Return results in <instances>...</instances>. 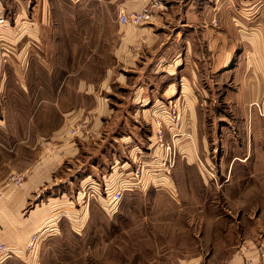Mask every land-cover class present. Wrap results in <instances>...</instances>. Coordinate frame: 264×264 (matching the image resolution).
I'll return each instance as SVG.
<instances>
[{
	"label": "crops",
	"instance_id": "0c3cea01",
	"mask_svg": "<svg viewBox=\"0 0 264 264\" xmlns=\"http://www.w3.org/2000/svg\"><path fill=\"white\" fill-rule=\"evenodd\" d=\"M103 1L113 3L112 15L117 21L120 10L139 9L145 0ZM163 1L165 9L153 18V23L135 26L117 21L118 25L113 26L115 41L109 51L111 62L102 76L77 78L74 77L77 72L59 75L50 69L43 76L33 72L36 58L45 56H38L37 48L43 49L40 31L50 0H5V3L0 0V4L12 11L8 27L0 30L2 39L14 49L0 70V240L18 246L43 222H49L48 218L52 219L51 225L41 228L46 227V232L61 227L64 218L70 224L86 220L79 200L82 192L74 197L70 193L74 191V180L66 181L64 176L76 166L96 174L107 159L115 163L111 166L113 171L116 172L118 161L129 171L136 154L141 149L148 152L152 148L158 156L152 160H160L162 150L154 147L156 135L151 114L175 97L173 101L182 113L181 129H190L192 134V139L184 136L175 139L180 143L176 165H193L191 162L197 158L210 159L212 152L199 150H205L207 141L199 137L198 129L200 97L206 89L195 65L198 58L209 65V78L219 72L215 76L226 85L222 92L225 103L231 105L233 112L240 113V119L249 129L242 143L251 144L257 138L264 114H259L252 102L264 95L262 28L236 18L233 0ZM256 6L248 7V15L257 10ZM213 18L218 19L217 25L212 24ZM185 60L193 62L191 70L179 72L177 69ZM7 71L17 77L20 92L13 97L12 113L11 105H6V84L11 76ZM38 77L43 82H38ZM83 118L99 134L71 135L69 128ZM250 156L251 153H244L241 160ZM232 168L227 167L223 175L227 177ZM195 169V175L207 187L201 168ZM158 171L163 181L169 179V174ZM11 172L24 173L20 186L5 183ZM115 172L111 173L115 175ZM86 180L81 176L79 188ZM59 182L63 183L62 188L57 186L50 193L45 192L47 187ZM259 234L247 242L243 239L249 246L246 250L236 247L216 260L206 259L203 251H196L187 263L181 264H244L245 259H250V264H264V257L256 248V241L264 232ZM40 243L34 250V261L40 255Z\"/></svg>",
	"mask_w": 264,
	"mask_h": 264
},
{
	"label": "rangeland",
	"instance_id": "374dc122",
	"mask_svg": "<svg viewBox=\"0 0 264 264\" xmlns=\"http://www.w3.org/2000/svg\"><path fill=\"white\" fill-rule=\"evenodd\" d=\"M1 1L5 3V0ZM245 1L236 3L233 0L236 18L246 20L249 26L257 24L264 31V0ZM251 4L257 5V10L248 15ZM113 7L112 2L103 0H50L40 31L44 50L41 46L37 48L38 56H45L36 58L38 62H35L33 72L43 76L44 72L51 69L59 75L77 72L74 76L77 78L101 77L111 62L109 51L115 41L113 26L118 25V20L112 15ZM0 15L4 18L0 30L6 29L12 20V11L2 3ZM38 15L37 22L40 25ZM212 24L217 25L218 19L213 18ZM5 43L0 31V70L14 51L12 46ZM187 61L177 69L179 72L191 70L193 62ZM195 65L206 88L200 97L198 129L199 137L207 142L205 150H199L212 152L211 158H197L191 162L193 165H176L180 143L175 139L181 136L192 139V134L190 129H181L182 113L173 101L176 97L172 101H165L162 109L152 111L151 115L155 125L154 134L157 127L161 128L163 144L169 145L175 153L174 165L169 167L168 173L163 169L166 165H159V160H152L158 157L154 148L148 152L141 149L130 161L129 171H125L119 161L116 172L113 171L112 165L115 163L111 164L107 159L101 172L96 174L84 172L83 167L76 166L64 176L66 181L68 178L74 180L72 185L75 192L70 191L74 197L82 192L79 200L84 207L81 213L86 220L70 224L64 218L61 227L53 226L56 228L54 231L46 232V227L41 228L51 225L52 219L48 218L49 222H43L22 244L16 246L6 242L15 253L0 264H181L187 263L196 251H203L206 259L211 257L216 260L230 249L249 248L243 239L247 242L264 232V119L261 118L262 125L254 142L242 143L249 129L240 119V113L233 112L231 105L225 103L222 92L226 85L215 76L219 72L212 73L209 78L211 75L207 63L198 58ZM7 74L11 76L6 84V105H11L9 112L12 113L13 97L20 92L17 89V77L12 72L7 71ZM40 81L43 82V79L38 77ZM261 83L264 88V69ZM253 102L258 103L260 110L255 104L253 106L263 115L264 95ZM4 109L7 110L6 107ZM83 119L74 122L72 127ZM86 125L89 133H79L89 137L96 136L97 132L99 134L100 131L92 128L89 121ZM79 133L72 134L70 131L74 136ZM154 138V147L163 149L164 146H158L157 135ZM244 153H251V156L242 161ZM142 165L144 171L141 175ZM230 166L233 167L232 171L226 177L223 175L224 170ZM195 167L201 168L202 175L206 176L207 187L195 175ZM175 169L177 171L174 173ZM158 170L169 174V179L163 181ZM111 172H115L113 180L107 176ZM22 175L24 177V173ZM81 176L87 180L79 188ZM124 181L139 182L131 185ZM109 182L115 187H124L119 203L112 209L103 191ZM57 186L62 188L63 183L53 184L45 192L50 193ZM33 237L37 241L36 245L41 241L40 255L36 256L35 261L34 251L28 247ZM256 242L258 254L264 257V235ZM206 250L209 252L205 253ZM244 261V264L251 263L250 259Z\"/></svg>",
	"mask_w": 264,
	"mask_h": 264
},
{
	"label": "built area",
	"instance_id": "2783aa9c",
	"mask_svg": "<svg viewBox=\"0 0 264 264\" xmlns=\"http://www.w3.org/2000/svg\"><path fill=\"white\" fill-rule=\"evenodd\" d=\"M163 6H164L163 0H145L139 9L120 10L117 14V20L119 23H122V24L128 23V24L136 25V26L143 25L144 23L151 21L160 12V10L163 9ZM3 21H4V18L2 17V15H0V23H2ZM169 104H172V102ZM252 104H255L256 107H258V109L260 110V107L257 102H253ZM86 123H87L86 119L79 121V123H76L75 126H73L70 129L71 133L72 134H76L79 132L89 133V128L86 125ZM159 124H160V121H158V125ZM161 133H162L161 128L157 127L155 129V134L157 135V138H158L157 143H158V146H162V147L164 146L163 149L161 150L162 152L165 151L163 157L159 160L160 162L158 164L166 165L163 167V169L165 172L168 173L170 171L169 167L174 165L175 153L170 149L169 145L163 144ZM143 171H144V165H142V167L140 168L141 175ZM107 176L108 178L112 179V177H114L115 175L111 173V174H108ZM23 179L24 177L22 173L21 174L12 173L11 175L7 177L6 183L12 182L16 185H21L23 183ZM138 182L139 181H136V182L130 181L126 183L133 185V183H138ZM103 189H104L103 191H105V200L109 208L111 209L115 208L122 197V190L124 189V187L123 186L115 187L111 185L109 182L108 186L107 187L104 186ZM1 196H2V187H0V197ZM36 242L37 241H35V237H33L28 246L30 251L35 250ZM263 251H264V248H263ZM14 253L15 252L13 251V249L6 242L0 240V261L6 259L7 257L11 256ZM198 264H202V263H198Z\"/></svg>",
	"mask_w": 264,
	"mask_h": 264
}]
</instances>
